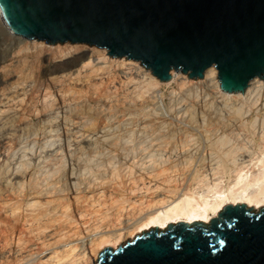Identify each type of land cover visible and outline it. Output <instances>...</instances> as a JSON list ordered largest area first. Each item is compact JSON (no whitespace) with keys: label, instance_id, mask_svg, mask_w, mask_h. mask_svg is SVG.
I'll use <instances>...</instances> for the list:
<instances>
[{"label":"bare ground","instance_id":"1","mask_svg":"<svg viewBox=\"0 0 264 264\" xmlns=\"http://www.w3.org/2000/svg\"><path fill=\"white\" fill-rule=\"evenodd\" d=\"M5 30L0 264H90L154 226L264 205L263 78L226 92L211 65L159 81L104 48Z\"/></svg>","mask_w":264,"mask_h":264},{"label":"water","instance_id":"2","mask_svg":"<svg viewBox=\"0 0 264 264\" xmlns=\"http://www.w3.org/2000/svg\"><path fill=\"white\" fill-rule=\"evenodd\" d=\"M0 15L14 35L104 48L159 81L171 69L201 78L211 65L226 92L264 79V0H0ZM252 207L154 226L103 247L92 264H264V205Z\"/></svg>","mask_w":264,"mask_h":264},{"label":"rangeland","instance_id":"3","mask_svg":"<svg viewBox=\"0 0 264 264\" xmlns=\"http://www.w3.org/2000/svg\"><path fill=\"white\" fill-rule=\"evenodd\" d=\"M7 27V26H6ZM6 27H4L3 26V24H2V22L0 21V35L2 36V34L1 33H5V32H7L5 29H6ZM0 36V44L2 43V42H6V41H8L9 40V37L8 36H2L1 37ZM75 44V43H74ZM77 44V43H76ZM78 44H84V43H78ZM85 45V44H84ZM87 45V44H86ZM89 46V45H88ZM90 46H92V45H90ZM47 57V56H46ZM52 66H50V68H51ZM54 67H52V69H53ZM173 86V87H172ZM166 87V88H165ZM167 87H169V88H167ZM176 87V85H175V83L174 82H172V83H170L169 84V86L168 85H163V86H161V94L163 95V97H164V100H166L167 99V96H168V91H171L172 89H174ZM164 88V89H163ZM169 89V90H168ZM166 96V97H165ZM134 237V236H133ZM133 237H131V238H125L124 239V241L122 242V244L124 243V242H126L127 241V239L128 240H130V239H132ZM97 257H98V255H97ZM96 257V258H97ZM96 258L93 260V257H91L90 258V260L94 263L95 261H96ZM92 262L90 263V264H92Z\"/></svg>","mask_w":264,"mask_h":264}]
</instances>
